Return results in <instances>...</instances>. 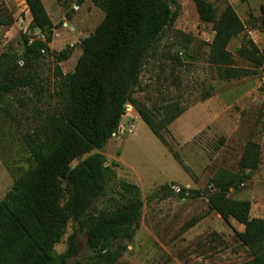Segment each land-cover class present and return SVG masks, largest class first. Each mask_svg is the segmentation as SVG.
Returning a JSON list of instances; mask_svg holds the SVG:
<instances>
[{
	"label": "rangeland",
	"instance_id": "rangeland-1",
	"mask_svg": "<svg viewBox=\"0 0 264 264\" xmlns=\"http://www.w3.org/2000/svg\"><path fill=\"white\" fill-rule=\"evenodd\" d=\"M41 1L54 24L50 53L36 62L20 60L19 70L34 74L36 85L6 94L0 103V198L32 163L24 134L34 128L40 115L60 107L54 53L69 48L67 59L58 64L63 74L71 72L81 53L82 39L103 17L102 9L92 0L80 4L76 0ZM177 2L178 16L151 48L133 96L152 113L171 102L185 110L157 137L127 104L120 128L99 150L115 176L91 210L109 209L123 201L118 186L121 179L137 184L143 200L139 226L133 238L123 242L125 250L112 264H236L250 259L249 249L235 234L243 225L232 219L224 221L209 209L206 197L162 195L164 185L175 192L180 188L213 189L212 178L217 172L238 171L248 140L260 145V163L238 189H230L229 195L250 200L252 214L264 217V69L221 79L207 59L214 35L211 24L199 19L193 0ZM211 2L218 13L231 4L244 23V30L232 37L227 49L234 65L251 68L236 49L250 38L264 54V0ZM0 17L5 22L0 24L1 52H19L23 35L43 38L32 27L24 0H0ZM73 230L69 223L55 245L57 252L67 247ZM74 240L76 251L70 261L88 263L92 252L86 245L85 230H78Z\"/></svg>",
	"mask_w": 264,
	"mask_h": 264
},
{
	"label": "trees",
	"instance_id": "trees-1",
	"mask_svg": "<svg viewBox=\"0 0 264 264\" xmlns=\"http://www.w3.org/2000/svg\"><path fill=\"white\" fill-rule=\"evenodd\" d=\"M24 1L32 27L43 38L23 35L19 52L0 51V103L6 94L36 85V76L19 70V61L36 62L50 53L48 44L54 24L41 0ZM82 1L76 0L78 4ZM92 2L102 9L103 17L94 31L82 39L81 53L71 72L63 74L58 64L67 59L69 48L54 53L60 107L40 115L34 128L24 134L32 163L0 198V264H83L70 261L76 251L74 237L78 230L86 232V245L92 252L88 263H114L125 250L123 242L131 240L139 226L143 200L137 184L121 179L118 186L123 201L109 209L91 210L115 176L112 165L99 150L117 131L127 104L134 107L157 137L185 110L171 102L152 113L133 96L151 48L178 16L177 0ZM193 2L199 19L210 23L214 31L207 59L221 79L239 78L264 69V54L250 38L236 53L248 60L251 68L234 65L227 45L245 26L231 4L227 3L218 13L211 0ZM3 23L0 17V24ZM260 154V145L248 140L238 171L217 172L212 178L213 189L180 188L175 192L170 185L162 187L163 197H206L209 209L224 221L232 219L243 225L235 234L251 257L236 264H264V217L252 214L250 200L229 195L231 188L238 189L258 168ZM175 159L187 170L177 155ZM69 223L74 230L67 247L57 252L55 245L67 232Z\"/></svg>",
	"mask_w": 264,
	"mask_h": 264
},
{
	"label": "built area",
	"instance_id": "built-area-1",
	"mask_svg": "<svg viewBox=\"0 0 264 264\" xmlns=\"http://www.w3.org/2000/svg\"><path fill=\"white\" fill-rule=\"evenodd\" d=\"M119 128H120V127H118V129H119ZM114 134H115V133H114ZM114 134H113V135H114Z\"/></svg>",
	"mask_w": 264,
	"mask_h": 264
}]
</instances>
